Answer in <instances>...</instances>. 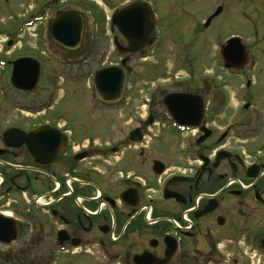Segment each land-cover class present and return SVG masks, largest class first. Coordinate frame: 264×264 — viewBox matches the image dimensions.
<instances>
[{
  "label": "flooded vegetation",
  "instance_id": "1",
  "mask_svg": "<svg viewBox=\"0 0 264 264\" xmlns=\"http://www.w3.org/2000/svg\"><path fill=\"white\" fill-rule=\"evenodd\" d=\"M137 2L148 3L155 16L154 51L161 44L163 9L157 0H127L123 5ZM221 2L207 12L202 22L205 30L231 9L228 1ZM216 11L218 16L211 18ZM46 15L42 10L39 21L44 20ZM28 23L31 25L32 21ZM190 24L191 35L187 45L182 44V38L175 40L180 42L176 47L181 50L177 56L178 61L181 59L180 65L186 66L192 73L198 68L200 55V51L193 47L201 38L195 35L197 29H193L192 21ZM24 29L26 27L18 30L22 32ZM235 36L230 35L221 45ZM192 52L196 53L194 58L190 57ZM46 56L57 55L48 53ZM131 60L138 59L132 58L128 63ZM59 61L62 64L60 57ZM247 65L248 62L238 72H226L220 67L222 77L241 80L248 72ZM134 73V69L129 67V80ZM59 79L64 82L61 76ZM191 83L194 82L190 80ZM204 84L207 85L206 81ZM250 84L246 81L244 87L248 88ZM126 90L119 104L105 105L94 98L96 103L92 108L100 112L119 109L127 99ZM143 92L145 97L146 91ZM190 92L204 102L210 89ZM214 92L216 94V90ZM152 94L154 90L148 95L150 98L138 99V110L132 114L135 127L122 132L121 138L116 141L112 140L113 129L107 121L91 123L82 118L77 124V133L72 132L73 125L69 121L60 126L57 124L64 119L63 112L58 113V120L43 121L46 119L45 112L50 108L49 100L42 105V110H29L32 113L30 116H39L43 112L40 124L30 130L10 127L26 134L40 127L58 131L48 138L52 144L31 147L36 156L27 144L16 148L6 146L4 131L0 136V239H9L15 231L18 233L17 245L27 239L29 245L25 251L29 264H264V145L246 148L247 151L238 146L230 149L227 143L231 139L232 125L224 130L214 129L209 104L204 102L205 118L201 126L210 130L211 136L200 141L203 133L197 130L187 142H181L179 152L191 168L195 160H201L202 164L197 172H185L189 175L186 181L174 180L166 185L167 192L180 195L184 205L191 204L202 195L200 208L189 214V223H184L180 215L186 211L182 210L181 203L171 200L175 204L174 209L178 207L177 212L168 213L172 221L161 218L166 209H159L156 203L160 201L161 192L156 189L157 181L153 173L157 161L147 157L155 155L152 149L147 151V132L159 124H167L174 133L183 136L192 130H177L166 112L164 119L167 123L161 122L154 107L163 105V99L156 102L153 96L151 99ZM253 97H248L247 105ZM241 108L243 113L249 109L245 105ZM217 110L219 108H213V111ZM260 118L255 119L254 126L250 128L254 127L252 133H255L253 139L256 140L258 129H261ZM240 119L239 115L238 122L233 125L244 130L246 125ZM135 130L138 134L131 135ZM158 138L154 135L152 141ZM36 159L44 163L40 164ZM147 172L152 173L153 183L146 180ZM199 183L202 187L197 192ZM151 187L156 189L153 204L146 198V192ZM34 196L44 198L43 208L33 204ZM147 212L150 213L148 220L145 217ZM1 247L0 244V251Z\"/></svg>",
  "mask_w": 264,
  "mask_h": 264
},
{
  "label": "rangeland",
  "instance_id": "2",
  "mask_svg": "<svg viewBox=\"0 0 264 264\" xmlns=\"http://www.w3.org/2000/svg\"><path fill=\"white\" fill-rule=\"evenodd\" d=\"M126 1L0 0V61L5 65L6 62L27 57L41 64L38 85L30 95L14 91L9 85L10 68L7 64L0 65V136L13 126L30 130L36 124H40L43 112L39 116H30L32 113L29 110L37 111L49 100L50 108L45 112L46 119L43 121L58 120V115L63 112L64 119L59 120L57 124L60 126L65 121L71 122L73 133H77V124L82 118L88 119L91 123L107 121L113 129L112 140L116 141L121 138L122 132L126 133L135 127L132 114L138 110L136 109L138 99L150 98L146 95L144 97L143 90L154 84V94L151 95V99L153 96V99L159 102L171 93H191L190 91L195 92L197 89L205 91L210 89L204 102L210 107V121L214 122H211V126L214 129L224 130L232 125L228 147L234 150L238 146L246 150V148L264 145V115L262 114L264 112V0H225L229 2V5L231 4L229 6L231 9L221 18L216 19L207 30L202 27V22L207 12L222 3V0H157L161 9L164 10L161 14L164 19L161 24L160 46L146 60H131L128 63L135 73L127 84V99L120 104L119 109L109 112L95 111L92 107L96 101L91 96L92 90L89 89L88 78L98 68L117 65L121 60L113 45V35L109 31L108 20L113 10L121 7ZM226 5L228 6L227 3ZM42 10L47 15L44 20L39 21ZM67 11L79 13L84 17L81 45L72 53L57 48L49 39L48 22L57 13ZM32 16H34L33 20ZM29 21H32L31 25V22L26 24ZM191 21L193 29H197L195 35L203 41V44L199 41L193 47L200 51V55L198 68L192 73L186 66L180 65L181 59L179 62L177 56L181 54V50L179 47L176 48L180 42L175 40L182 38V44L187 45L191 35L189 28ZM20 27H26V29L19 32ZM233 34L245 43V47L247 46L248 72L241 80L226 76L227 79L230 78L228 81L222 77L218 52L223 41ZM8 43H11L9 47ZM48 49L49 53L57 56H51V58L46 56ZM195 56L194 52L190 55L193 58ZM59 57L63 60L61 62L63 65L70 64V66L64 67L59 64ZM172 74H175L177 79H170ZM60 76L64 82L59 79ZM156 80L158 82H154ZM190 80L194 83L189 84ZM202 80H205L207 85ZM199 81H202V85H199L201 83ZM246 81L251 83L248 88L244 87ZM223 85H226L225 88L222 87ZM213 90H216V94ZM223 92L225 97L220 102ZM249 96L254 97L251 99L252 102L249 101V109L243 113L241 106L248 103ZM214 107L219 110L213 111ZM154 108L157 111L156 114L161 117V122L167 123L164 119L165 110L162 103ZM239 115L240 121L246 125L244 130H240L241 126L233 125L238 122ZM258 117H261V129H258L256 140L253 139L255 133H252L254 127L250 128L254 126L255 119ZM107 122L103 124V127ZM107 129L110 130L109 126ZM192 133L184 136L176 134L167 124H159L151 128L146 135V148L147 151L152 149L155 155L150 154L147 157L162 162L166 171L170 173L190 167L185 158L179 156V152L182 147L181 142H187L192 137ZM102 134L104 138V132ZM154 135L159 137L158 140L152 141ZM199 163L195 160L191 164L195 168L200 165ZM145 178L151 183L154 182L152 173L147 172ZM201 187L202 184L199 183L197 192L201 191ZM173 206L175 204L172 201L163 199L157 203L159 209H166L161 216L173 211L177 212L178 207L174 209ZM34 243L37 244L36 241ZM28 245L29 242L26 239L18 245L16 242L12 246L1 247L0 264H29L28 254L25 251Z\"/></svg>",
  "mask_w": 264,
  "mask_h": 264
},
{
  "label": "water",
  "instance_id": "3",
  "mask_svg": "<svg viewBox=\"0 0 264 264\" xmlns=\"http://www.w3.org/2000/svg\"><path fill=\"white\" fill-rule=\"evenodd\" d=\"M83 28V17L80 14H59L50 21L49 37L53 44L65 50L74 51L81 44ZM110 31L115 33L116 50L123 57L121 67H102L93 74L91 79L95 97L106 105L115 104L124 96L128 71V68L125 70L124 66L127 61L130 58H145L146 52L150 51L154 45V16L149 5L137 2L117 9L111 15ZM221 57L225 68L240 70L246 64L247 53L240 39L234 38L221 48ZM38 76L39 65L34 60L23 58L13 63L11 83L18 90L32 91L38 82ZM163 104L172 122L178 128H196L204 119L203 101L196 96L185 93L170 94L164 98ZM53 133L51 130L44 129L25 134L22 131L10 129L5 132L3 138L6 146L16 148L24 143L28 145L32 153V146L43 147L52 144L48 138L55 134ZM204 134L200 141L208 138L211 133L204 130ZM9 141H13V143H9ZM32 154L36 156L34 153ZM36 162L44 163L38 159ZM154 165L153 172L157 175L161 174L163 165L160 162H156ZM164 198H175L176 201L185 204L180 196L167 191L164 193ZM16 237L15 232L9 239L1 238L0 243L11 244L16 240Z\"/></svg>",
  "mask_w": 264,
  "mask_h": 264
}]
</instances>
